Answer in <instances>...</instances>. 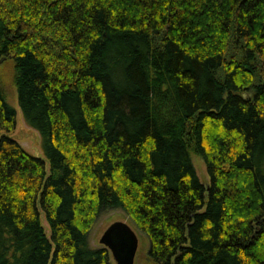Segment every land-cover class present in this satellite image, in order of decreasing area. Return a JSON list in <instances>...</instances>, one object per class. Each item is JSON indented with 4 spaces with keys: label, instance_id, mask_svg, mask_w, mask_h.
<instances>
[{
    "label": "trees",
    "instance_id": "16d2710c",
    "mask_svg": "<svg viewBox=\"0 0 264 264\" xmlns=\"http://www.w3.org/2000/svg\"><path fill=\"white\" fill-rule=\"evenodd\" d=\"M0 59L50 165L0 75V264H114L112 209L150 264H264V0H0Z\"/></svg>",
    "mask_w": 264,
    "mask_h": 264
},
{
    "label": "rangeland",
    "instance_id": "374dc122",
    "mask_svg": "<svg viewBox=\"0 0 264 264\" xmlns=\"http://www.w3.org/2000/svg\"><path fill=\"white\" fill-rule=\"evenodd\" d=\"M0 75L2 79V88L6 97L7 102L11 105L17 112V125L16 129L9 134L10 137L18 141L28 152L36 157L42 158L46 162V169L49 172L50 165L48 158L42 148V139L39 132L30 126H28L24 120L23 112L19 104L18 92L15 85V69L12 59L3 61L0 59ZM193 164L196 168L197 174L200 181L208 185L210 183V178L207 173L206 165L204 161L195 153L192 152ZM41 221L46 229V233L50 236V230L46 218L43 213H41ZM124 222L131 226V228L136 232L139 238V248L135 258V264H150L148 260V240L145 234H143L134 223L130 220L128 215L121 209H112L103 212L93 227L90 229L89 241L92 247L100 246V238L102 237L105 230L114 222ZM116 264V263H114Z\"/></svg>",
    "mask_w": 264,
    "mask_h": 264
},
{
    "label": "water",
    "instance_id": "95a60500",
    "mask_svg": "<svg viewBox=\"0 0 264 264\" xmlns=\"http://www.w3.org/2000/svg\"><path fill=\"white\" fill-rule=\"evenodd\" d=\"M100 243L111 252L116 264H135L139 238L128 224L112 223L103 233Z\"/></svg>",
    "mask_w": 264,
    "mask_h": 264
}]
</instances>
